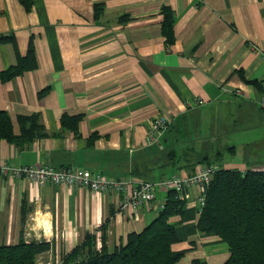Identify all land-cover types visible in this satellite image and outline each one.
<instances>
[{
    "label": "crops",
    "instance_id": "1",
    "mask_svg": "<svg viewBox=\"0 0 264 264\" xmlns=\"http://www.w3.org/2000/svg\"><path fill=\"white\" fill-rule=\"evenodd\" d=\"M98 2L104 8L99 18ZM164 5L175 13L171 45L162 32ZM7 34L15 40L0 42V73L16 66L31 44L36 67L0 77V110L9 114L15 135L22 133L20 116L39 114L48 136L22 146L0 139V162H50L113 179L128 177L135 164L148 165L151 180L159 181L161 161L150 158L161 150L148 147L146 136L163 113L181 132L196 127L202 136H216L211 126L221 123L220 136H261L245 144L264 148V0H31L28 9L20 0H0V35ZM195 99L204 103L193 106ZM65 114L81 116L78 135L63 128ZM167 133L162 147L171 145ZM224 165L260 168L264 159L226 157ZM168 192L160 191L162 202ZM117 202L113 192L0 175V244L50 242L40 256L55 264L87 233L101 241L107 221L113 246L154 219L146 209L121 213ZM198 216L195 205L171 219L182 222L175 249L187 250L178 264H225L227 242L201 233Z\"/></svg>",
    "mask_w": 264,
    "mask_h": 264
},
{
    "label": "trees",
    "instance_id": "2",
    "mask_svg": "<svg viewBox=\"0 0 264 264\" xmlns=\"http://www.w3.org/2000/svg\"><path fill=\"white\" fill-rule=\"evenodd\" d=\"M20 1L27 9L30 8L31 0ZM103 10V3H95L97 18L103 14ZM161 11L164 16L162 32L167 45H171L175 41V13L167 5ZM14 40L13 34L0 35V42ZM35 67L36 54L31 44L27 55L21 57L16 66L1 72L0 77L10 80ZM19 119L22 133L15 135L9 114L0 110V139L22 146L48 136L39 122V114L20 116ZM80 119V115L65 114L62 118L63 128L73 130L78 135ZM213 127L218 130L216 136L212 133L202 136L196 127V132H181L172 121L165 130L171 145H151L161 151L160 155L151 157L150 162L161 161L162 179L176 172L181 173L182 167L191 168V174L181 173L190 176L199 164L216 165L214 176L205 191V203L198 206L196 227L203 234L216 235L227 242L230 256L225 264H264V166L255 168L246 165L245 169L225 167V153H233L235 146L221 143V123ZM151 172L148 165L141 168L135 164L128 176L152 181ZM186 207V201L179 198L175 190H170L153 221L142 230L132 231L124 241L110 246L107 221L100 228V247L97 234L87 233L82 243L62 254L60 261L55 264H178L187 250L175 249L174 246L183 240L179 233L182 222L176 223L171 219L177 215L183 217ZM50 248V242L25 241L23 238L15 244H0V264H38L39 256ZM192 264L207 263L202 259H194Z\"/></svg>",
    "mask_w": 264,
    "mask_h": 264
},
{
    "label": "built area",
    "instance_id": "3",
    "mask_svg": "<svg viewBox=\"0 0 264 264\" xmlns=\"http://www.w3.org/2000/svg\"><path fill=\"white\" fill-rule=\"evenodd\" d=\"M260 106L264 108V84ZM238 93H241L238 90ZM204 101L195 99L193 106L201 105ZM172 122L169 113H163L153 119L147 136L146 145L161 144L165 130ZM216 166L211 164H199L197 170L190 176L176 172L159 181H145L135 179L132 176L113 179L100 171L85 168L64 167L55 168L50 162L44 164H32L25 166H11L8 162H0V175L13 178H28L37 183L51 182L54 185L81 186L96 193L113 192L117 195V209L121 213L146 209L156 213L163 206L159 199V193L165 189L175 190L179 198L186 201L187 206H202L205 203V191L210 184ZM98 246L101 241L98 239Z\"/></svg>",
    "mask_w": 264,
    "mask_h": 264
},
{
    "label": "rangeland",
    "instance_id": "4",
    "mask_svg": "<svg viewBox=\"0 0 264 264\" xmlns=\"http://www.w3.org/2000/svg\"><path fill=\"white\" fill-rule=\"evenodd\" d=\"M228 135L220 136L221 139L224 141L223 145H226L228 143V145L235 144L236 146H235V151L233 153H229V152L225 153V156L227 157V159L235 160V161H243L245 160V158L249 159L251 156H253V158L258 156L261 159H264V148L255 151V149L248 148L245 144V142L247 143L249 141L256 140L257 137H261V136H243V135L241 136L229 135L228 136ZM247 154L249 157L246 156ZM46 255L39 256L38 264H45V263L47 264V262H49L50 258L49 256H46Z\"/></svg>",
    "mask_w": 264,
    "mask_h": 264
}]
</instances>
